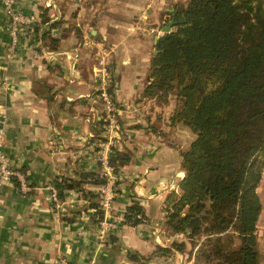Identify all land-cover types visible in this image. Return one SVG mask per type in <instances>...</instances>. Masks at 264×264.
Returning <instances> with one entry per match:
<instances>
[{"label":"crops","instance_id":"crops-1","mask_svg":"<svg viewBox=\"0 0 264 264\" xmlns=\"http://www.w3.org/2000/svg\"><path fill=\"white\" fill-rule=\"evenodd\" d=\"M11 1L35 19L39 8H47L50 20L64 18L62 14L76 5L72 0H64V4L61 0H50L51 6H45L47 0ZM149 1L126 0V3L131 7L158 0ZM52 14L56 17H51ZM55 33L51 34L58 36ZM61 41L63 46L49 48L30 31L11 45L0 2V121L5 129L4 145L9 162L22 171L27 184L24 190L13 181L0 186V264H61L60 256L76 264L181 263L182 252L172 248L168 254H152L155 246L167 247L171 243L172 234L164 227L163 212L158 206L163 202L158 203V198L164 199L169 189L178 190L183 175L178 164L179 146L155 138L137 118L125 124L127 141L116 149L124 146L131 150L129 160L117 171L114 210H111V215L116 214L120 220L116 228L99 236L97 213L89 205L92 199L84 197L78 188L59 190L63 207L58 214L53 211L47 183L75 177L78 170L98 169L93 142L87 139L92 129L82 121L83 115L88 114L84 110L87 105L92 114L94 100L70 98L77 97L88 84L78 82L76 77L71 83L66 81L74 70L68 64L70 52L64 47L66 40ZM35 45L40 47L36 48L41 50V57L32 55ZM52 55H57L55 60ZM39 83L47 89L46 93H35L33 87ZM82 187L96 189L90 183ZM256 192L261 202L255 223L257 247L264 250L262 177ZM132 203L139 204L148 219L144 217L135 225L124 222L125 207ZM154 206L158 207L153 209ZM109 235L113 236L111 240ZM133 252L138 258L129 257ZM259 259L264 263V255H259Z\"/></svg>","mask_w":264,"mask_h":264},{"label":"trees","instance_id":"trees-1","mask_svg":"<svg viewBox=\"0 0 264 264\" xmlns=\"http://www.w3.org/2000/svg\"><path fill=\"white\" fill-rule=\"evenodd\" d=\"M166 13L176 22L153 43L143 94L159 99L175 90L180 104L171 119L194 139L178 152L184 174L178 191L165 196L164 226L186 235L190 264H260L255 223L264 166V0H187ZM38 19L30 26L33 36L56 48L58 36L38 24L51 28L63 20H50L47 8H39ZM33 89L47 92L40 83ZM128 160L126 150L109 157L116 169ZM103 181L97 171L78 170L52 184L58 191L78 188L92 199L98 220L95 195L82 185ZM144 217L139 204L125 207L124 222L135 225ZM171 247L182 251L184 242L171 240ZM167 250L155 246L152 254Z\"/></svg>","mask_w":264,"mask_h":264},{"label":"rangeland","instance_id":"rangeland-1","mask_svg":"<svg viewBox=\"0 0 264 264\" xmlns=\"http://www.w3.org/2000/svg\"><path fill=\"white\" fill-rule=\"evenodd\" d=\"M47 1L51 6V1ZM72 1L76 5L62 14V16H65L64 18L56 17L55 14L51 16L56 17L55 20L61 19L63 22L51 28L44 26V23L38 24V29L40 31L47 28L53 34L56 32L55 34L59 36V47L63 46L60 43L62 42L61 39L66 40L64 47H68L70 52L67 56V60H70L68 64L74 70L73 75H68L66 81L69 82L76 77L78 82L82 83L83 81V84H88V87L79 93L77 97L70 98H92L94 100L92 114L89 111V105H87L84 110L88 114L83 115L82 121L84 125H90L92 129V131H88L87 139L92 140L95 148L98 174L103 177L101 165L96 158L97 150L102 146V143L108 140L109 157L113 155L114 150L127 141L125 124L129 125L132 122L129 121L130 119L137 118L140 122H144L152 135L155 138H160L163 143H173V145L179 146L178 151L185 149L187 144L194 138V135L182 122L171 119L172 114L180 104V101H177L175 90L169 91L165 96L158 99L157 95L143 94V87L150 79L149 63L154 49L152 38L161 33L160 27L168 21L166 12L171 10L174 4H185L187 0H158L131 7L126 3V0ZM62 3L64 4L65 1L61 0ZM36 21H39L37 17ZM33 23L31 26H33ZM32 42L34 43V41ZM36 47L39 46L35 45ZM39 48H36L37 51L31 50L33 56H42L40 55L41 50L38 51ZM56 56L52 55L51 58L55 60ZM60 63L63 62L60 61ZM65 68L68 70V66ZM101 90L105 91L109 99L108 105H106L100 94ZM128 90H130V93H126ZM119 150H126L129 156L131 155V150L124 146ZM178 164L184 174V170L180 165V157ZM117 171L118 168H114L116 176L115 194L118 183ZM261 177L262 184H264V166ZM101 184L93 189V192H95L93 200L96 202L98 198L97 188ZM165 189L168 190V187H165ZM171 190L173 189H169L167 193ZM164 199L158 198V203L159 201L163 202L162 205L161 203L158 205L163 212V222L166 215ZM158 203H155V205ZM158 206H154L153 209ZM112 216L117 217L116 214H112ZM145 219H148V216H145ZM168 232L172 234L171 240H182L184 242V249L181 251V263L179 264H190V251L193 246L186 235L179 232L174 235L170 230ZM199 238L201 237L199 236ZM169 244L170 246H167L169 250L163 253L172 252L171 248H174L171 247V243ZM257 250L260 256L264 255L263 249L259 250L257 247ZM259 262L264 264L260 259ZM71 263L73 264V262Z\"/></svg>","mask_w":264,"mask_h":264},{"label":"built area","instance_id":"built-area-1","mask_svg":"<svg viewBox=\"0 0 264 264\" xmlns=\"http://www.w3.org/2000/svg\"><path fill=\"white\" fill-rule=\"evenodd\" d=\"M7 25L10 44L15 45L19 42L22 36H25L30 32V26L34 22L35 18L31 14L24 13L16 8L11 0H0ZM48 1H45V5H49ZM102 87V86H101ZM102 98L105 100L106 105L109 103L105 91L100 92ZM5 129L2 121H0V186L3 182L13 181L17 187L24 190L27 187L26 180L22 171L18 168L11 166L7 154L5 152ZM96 158L101 165L104 181L97 188L98 208L101 210V217L97 220V230L99 236L103 237L107 232L114 230L117 226L118 218H114L110 213L113 207L114 200V185L116 182V176L114 173V166L109 162V141L102 143V146L97 150ZM46 189L52 204L53 211L58 214L63 207V201L60 198V193L52 183L46 184ZM61 264H72L64 257L59 258ZM74 264V263H73Z\"/></svg>","mask_w":264,"mask_h":264},{"label":"water","instance_id":"water-1","mask_svg":"<svg viewBox=\"0 0 264 264\" xmlns=\"http://www.w3.org/2000/svg\"><path fill=\"white\" fill-rule=\"evenodd\" d=\"M175 20L173 19V16H170V18L168 19V21L166 22V24H164V25H162L161 27H160V31H161V33H163V32H167V31H169L170 29H171V27L175 24ZM156 39H157V35H155L154 37H153V43L156 41ZM156 53V47L154 46V49H153V54H155ZM194 138H192V140H193ZM191 140V141H192ZM190 141V142H191Z\"/></svg>","mask_w":264,"mask_h":264}]
</instances>
